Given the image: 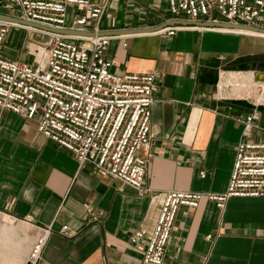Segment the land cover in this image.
Segmentation results:
<instances>
[{"label":"crops","instance_id":"obj_1","mask_svg":"<svg viewBox=\"0 0 264 264\" xmlns=\"http://www.w3.org/2000/svg\"><path fill=\"white\" fill-rule=\"evenodd\" d=\"M213 18L221 20L216 12ZM168 20L166 0H111L100 27ZM20 32L12 28L7 35H17L16 49L24 51ZM105 55L115 74L156 79L151 147L140 152L148 155L149 193L79 166L70 151L38 132L36 120L0 108V264H27L44 229L51 231L34 264H140L169 191H226L243 138L238 120L253 105L227 96L228 89L222 95L219 85L237 72L264 82V34L181 26L172 36H114ZM258 112L249 140L264 143V106ZM163 264H264V197L230 198L224 209L206 199L194 209L181 207Z\"/></svg>","mask_w":264,"mask_h":264},{"label":"built area","instance_id":"obj_2","mask_svg":"<svg viewBox=\"0 0 264 264\" xmlns=\"http://www.w3.org/2000/svg\"><path fill=\"white\" fill-rule=\"evenodd\" d=\"M167 3L173 20L219 21L213 18L216 12L222 22L264 30V0H167ZM106 6L107 1L95 0H0V14L52 28L99 33ZM70 7L76 13L68 25ZM180 27L159 32L172 36ZM12 28L42 38L32 50L25 48L27 61L1 53ZM113 37L62 35L0 21V108L36 120L38 132L70 151L79 166L89 165L102 176L119 180L146 195L150 191L144 184L148 155L142 157L140 152L147 153L151 147V106L156 79L153 74H115L113 61L105 55ZM262 84L252 73L251 82L245 87L253 94L248 97L253 110L238 120L243 125V138L236 146L226 191L222 194L169 191L140 264H163L181 207L194 209L206 199L224 209L230 198L264 197V143L249 140L259 118L258 108L264 106V97L258 99L254 95L255 89L257 95H264ZM225 89L231 90L232 86ZM50 231L42 230L29 264L37 261ZM60 232L67 235V226ZM144 234L138 232L132 242Z\"/></svg>","mask_w":264,"mask_h":264},{"label":"water","instance_id":"obj_3","mask_svg":"<svg viewBox=\"0 0 264 264\" xmlns=\"http://www.w3.org/2000/svg\"><path fill=\"white\" fill-rule=\"evenodd\" d=\"M0 21L2 22H10V23H16L23 26H28L40 30H44L47 32L62 34V35H70V36H90V37H96V36H118V35H132V34H146V33H156L159 31H162L168 27H176V26H196V27H202V28H221V29H233V30H242V31H251L255 33H264L263 29L256 28L249 25H242V24H231L227 22L222 21H213L212 19H209L207 21H189V20H168L166 22H163L160 25L153 26V27H144V28H134V29H125V30H114V31H101L99 33L96 32H83L78 30H70V29H58V28H52L40 24L31 23L19 18H15L12 16H8L5 14H0ZM29 264V263H27Z\"/></svg>","mask_w":264,"mask_h":264},{"label":"rangeland","instance_id":"obj_4","mask_svg":"<svg viewBox=\"0 0 264 264\" xmlns=\"http://www.w3.org/2000/svg\"><path fill=\"white\" fill-rule=\"evenodd\" d=\"M105 1H107L106 12H105V15H106L111 0H102V1L97 0L96 2L104 3ZM166 3H167V0H166ZM75 13H76V9H73L70 7L69 12H68V19H71V21H72ZM67 24H69V23L67 22ZM17 30L24 31V32H20V34H21V37H20L21 40L20 41L21 42L27 41L25 48H29V50L33 49L34 43L42 41V38H40L36 33H33V32L31 33V32L24 30V29H17ZM16 46H17V35H15L14 33L10 34V37L7 35L5 38V42H4V45L2 47L1 53L5 54V55H9V56H13V55L20 56L21 58L26 56V58H27L26 61L29 60V58L25 54V52L21 51L22 50L21 45L18 49H16ZM25 48H24V50H25ZM24 59L25 58H23L22 60H24ZM227 92H228L227 96H230V93L232 91L228 90ZM242 93H243L244 97H246V98H248L249 96H253V94H249L247 92V90L242 91Z\"/></svg>","mask_w":264,"mask_h":264},{"label":"bare ground","instance_id":"obj_5","mask_svg":"<svg viewBox=\"0 0 264 264\" xmlns=\"http://www.w3.org/2000/svg\"><path fill=\"white\" fill-rule=\"evenodd\" d=\"M216 29H221V28H216ZM262 34H264V33H262ZM229 75L230 76L226 79V81L222 80L221 83H220L221 93H222L223 90H225L226 87L231 85L232 86V89H231L232 92L230 93V97L243 98L244 95H243L242 91H244L245 87L248 85V83L251 82L252 73H249V74L231 73ZM262 86L264 88V84H262ZM256 90L257 89H255V94L254 95L258 99H262V97H264V95L263 96H260L259 94L257 95Z\"/></svg>","mask_w":264,"mask_h":264}]
</instances>
